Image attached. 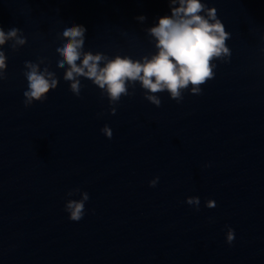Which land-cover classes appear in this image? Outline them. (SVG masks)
I'll return each instance as SVG.
<instances>
[{"label":"water","instance_id":"obj_1","mask_svg":"<svg viewBox=\"0 0 264 264\" xmlns=\"http://www.w3.org/2000/svg\"><path fill=\"white\" fill-rule=\"evenodd\" d=\"M201 2L230 34L229 61L214 60L215 77L180 103L165 91L157 108L129 85L111 115L92 81L79 97L64 81L63 30L83 26L93 54L151 57L147 30L169 0H0V27L27 39L3 48L0 264H264V0ZM40 59L58 87L26 108L24 65ZM82 192L84 217L71 221L65 205Z\"/></svg>","mask_w":264,"mask_h":264},{"label":"clouds","instance_id":"obj_2","mask_svg":"<svg viewBox=\"0 0 264 264\" xmlns=\"http://www.w3.org/2000/svg\"><path fill=\"white\" fill-rule=\"evenodd\" d=\"M171 15L160 18L157 26L147 30L155 41L156 54L145 56L140 60L130 57L109 58L103 53L93 54L84 51L86 29L81 25L66 27L62 32L65 41L57 47L59 57L57 68L65 69L63 79L70 84V91L80 96L83 85L81 78L92 81L103 94H106L111 115L116 114V107L121 97L129 96V85L133 88L137 83L145 91V99L159 108L161 100L159 93L167 91L170 98L177 103L183 100L182 93L191 87L192 95L201 94V86L215 77L214 60L228 62L231 50L226 42L230 34L224 24L218 19L217 10L208 8L201 0H169ZM143 21L144 17L138 18ZM11 42L13 51L27 44V39L18 28L7 32L0 27V81L6 79L7 56L3 51L5 45ZM44 59L37 63L25 62L24 76L28 88L23 93L25 107H31L33 102H44L48 93L58 87L56 73L45 66ZM103 65V66H102ZM108 139L113 136L112 130L105 125L101 129ZM159 178L150 181L149 186L155 187ZM79 192L76 189L67 193L73 196ZM80 200H68L65 211L71 221L78 222L85 214V203L89 200L87 192L79 193ZM189 206L199 210V197H189L185 201ZM208 208L216 207L214 201H208ZM234 230L228 229L226 241L234 240Z\"/></svg>","mask_w":264,"mask_h":264}]
</instances>
